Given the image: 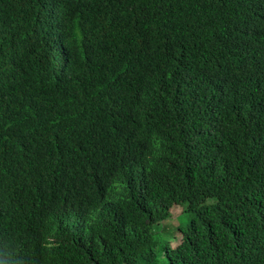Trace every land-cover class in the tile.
<instances>
[{
    "label": "trees",
    "instance_id": "16d2710c",
    "mask_svg": "<svg viewBox=\"0 0 264 264\" xmlns=\"http://www.w3.org/2000/svg\"><path fill=\"white\" fill-rule=\"evenodd\" d=\"M8 258L264 264V0H0Z\"/></svg>",
    "mask_w": 264,
    "mask_h": 264
},
{
    "label": "rangeland",
    "instance_id": "374dc122",
    "mask_svg": "<svg viewBox=\"0 0 264 264\" xmlns=\"http://www.w3.org/2000/svg\"><path fill=\"white\" fill-rule=\"evenodd\" d=\"M185 219V221H183ZM191 220V217L184 214L180 207H175L172 210V217L170 220L163 223V230L161 231L160 235L161 238L166 240L170 247H175L176 242L180 240V236L177 233L178 228L182 225L187 226Z\"/></svg>",
    "mask_w": 264,
    "mask_h": 264
},
{
    "label": "clouds",
    "instance_id": "9594fccd",
    "mask_svg": "<svg viewBox=\"0 0 264 264\" xmlns=\"http://www.w3.org/2000/svg\"><path fill=\"white\" fill-rule=\"evenodd\" d=\"M8 264H23V262L22 261L17 262L15 260H13L12 258H8Z\"/></svg>",
    "mask_w": 264,
    "mask_h": 264
}]
</instances>
